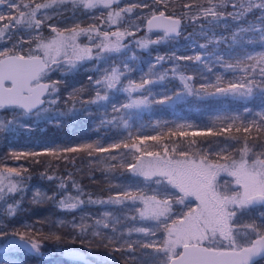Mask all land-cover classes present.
<instances>
[{
  "label": "trees",
  "instance_id": "trees-1",
  "mask_svg": "<svg viewBox=\"0 0 264 264\" xmlns=\"http://www.w3.org/2000/svg\"><path fill=\"white\" fill-rule=\"evenodd\" d=\"M35 2L41 3L44 0H35ZM122 3H125L126 8L132 7V11L122 13L116 23L108 19V13L111 10L118 11L120 5L113 4L112 9L104 8L92 18L84 15L85 9L74 7L70 3L62 5L66 10L60 5L50 9V12H56L46 22L53 23L58 28H63L65 24L73 28L94 27L101 33L118 30L124 32L121 44L126 47L122 49L130 47L142 59L140 67L133 66L130 79L137 81L141 72H147L149 78L162 74L164 79L154 87L160 99L164 95H171L173 91L184 90V84L179 78L181 75L191 77L189 84L197 91L202 84H216L217 77L220 78L221 86L229 81H238L244 74L225 65L236 63L237 58L243 56L245 52L255 54L264 51L257 32L241 34L245 37V41L251 39L252 43L233 44L231 33L237 27L234 21L229 20L227 25L221 21L215 28L210 29V25L202 18L190 19L196 16L201 6H209L207 0H122L121 5ZM160 11L181 17L184 22L183 32L178 39L168 38L160 43L151 42L141 47L138 42L144 40L143 36L158 39L161 37L160 33H146L144 28L136 32L129 31L128 19L143 20L146 16ZM227 11L232 9L229 7ZM12 15H17L15 10H12ZM259 15V10H254L240 21V24L245 28L253 25L260 28L262 25L258 19ZM48 23L44 22L39 31L47 34ZM5 37H8L7 32ZM93 37V40L82 39L83 44L92 49L91 59L76 62L74 68L65 66L59 72L52 73L51 79L59 81L57 85L59 91L48 97L50 100L56 99L50 110L40 117L29 114L30 118L23 124L17 123L7 131H0V167L6 165L20 168L24 178L19 182L20 190L6 196L7 201L3 205L4 211L0 218L2 223L0 230L9 233L19 231L38 234L36 238L42 241L39 255L22 250L11 252L10 255L16 260V264H96L91 258L88 259L87 255L85 258L88 260H72L66 256V249L80 250L84 254L91 252L110 255L115 258L106 264H136L138 258L130 259L127 251L118 252L115 248L121 245L126 247L128 243H132L133 253L137 252L139 256L144 255L148 250L139 247V243L145 240L141 239V233L134 229L141 226L142 220L133 213L134 211L132 212L130 201L122 204L108 203L107 207L106 203L89 202L109 201L125 190L134 193L145 187H157L150 180L135 176L127 168L129 163H135L134 154H138L135 153V149L127 150L121 147L105 152L92 151L91 154L84 150L67 152L64 149L71 147L80 149L85 144L110 148L111 144L118 143L131 134L133 139L128 142L137 143L144 151L159 152L163 155V145H167L170 155H173L171 149L175 147L177 153L180 150L189 151L190 155L196 152L207 153L209 159H214V152L220 150L221 143H228V147H224L225 154L237 156L238 149L243 146V140L228 139L230 136H248V144L255 145V151H259L260 145L264 144V133L256 132L255 129L250 133H237L236 125L220 135H201L207 133L209 129L212 132H221L230 122L229 118L233 116H239L245 123L255 120L257 125H260V113H264L260 110L262 108L264 110V104L255 91L254 99L243 101L233 100L230 95L227 97L207 94L202 97L188 95L181 100L178 109L156 105L149 111L136 109L135 113L119 106L118 102L123 95L116 94V99L91 103L90 101L96 100L93 81L100 79L106 71L109 72L110 67L116 65L115 60L119 57L117 53L109 55L105 52L97 58L98 54L94 52L102 37L95 31ZM223 37L229 40L222 39ZM188 38L192 40L193 45H187ZM21 39L25 42L29 40L28 31L14 29L10 37L11 42ZM216 41L220 42L217 44ZM200 45H206V53L202 51L203 47ZM28 50L29 46L25 53ZM196 55H201L205 63L179 59V57ZM124 57L122 55L120 59L123 60ZM160 57L163 59H158ZM218 57H223V60ZM89 77H92V81L88 79ZM255 79L259 83L258 75ZM208 91L213 92L214 89L210 87ZM114 106L117 111L113 110ZM245 107L249 111L246 112ZM0 113L5 121L13 118L11 112L0 111ZM129 120L130 124L125 127V121ZM181 124L190 125L183 129L188 135L175 134L177 126ZM169 132L173 134L169 135ZM137 135L141 136L140 141L135 140ZM143 136H156L159 140H143ZM191 140H195L196 143L190 144ZM10 149L41 154L22 156L14 160L9 155H5ZM48 149L57 150V154L48 155L46 151ZM113 155L116 156L115 160L111 158ZM54 173L65 181V187L58 186V181L46 180L48 174ZM36 194H42L43 198H36ZM68 197L73 199L69 201ZM120 198L123 199L122 196ZM77 199L83 203L78 204L75 209H68L60 204L61 200L65 203H75ZM8 205L13 206L14 215L7 214ZM105 210L110 214L108 228L112 229L96 230V221L104 218ZM59 217L65 221L57 222ZM82 224L86 228L81 234ZM112 231L114 233L110 235L109 232ZM49 234H58L62 240L57 242L43 239L44 235Z\"/></svg>",
  "mask_w": 264,
  "mask_h": 264
},
{
  "label": "snow or ice",
  "instance_id": "snow-or-ice-1",
  "mask_svg": "<svg viewBox=\"0 0 264 264\" xmlns=\"http://www.w3.org/2000/svg\"><path fill=\"white\" fill-rule=\"evenodd\" d=\"M66 3L85 10L112 9V5H118L119 0H44L41 3L29 0L27 4L17 3L16 0H0V5H6L8 9L7 13L0 11V22H3L0 24V37H4L7 32L10 38L13 30L19 28L22 31L27 30L29 38L27 53L22 50L25 42L23 39L19 41V44L14 43L12 48L0 50V111L11 112L13 117L7 121L0 120V131H7L15 126L22 115L31 114L40 117L50 110L56 99L50 100L48 97L59 91L57 87L59 81L52 80L51 74L59 72L65 66L74 68L76 62L92 58L90 47H81L76 43L78 35L95 31L102 37L100 43L96 45L97 58L105 52L119 53L122 47H126L121 44L124 32L104 31L101 33L98 28L94 27L79 28V30L74 27L66 30L69 35H65L64 32L50 26L53 35L50 38H43L39 29L50 17L42 10L54 9ZM207 3L208 7L201 6L196 16L190 19L202 18L210 25V29L215 28L221 21L225 25L229 20L234 21L237 27L231 33L233 44L252 43L251 39L245 41V37L241 34L257 32L259 43L264 48V0H216V2L207 0ZM229 7L232 11H227ZM13 9L17 13L15 16L12 15ZM254 10H259L258 19L262 26L256 28L253 25L245 28L240 21H243ZM131 11L132 7L120 8L119 11L111 10L108 13V19L116 23L122 13ZM147 29L149 32L153 29L163 30L161 39L154 41L160 43L161 40L180 35L181 20L166 16L161 11L158 15L153 14L150 19H147ZM222 39L227 40L228 38L223 37ZM138 43L141 47L147 44L144 41ZM32 44L35 46L33 47ZM18 47L20 50H17ZM200 47H206V45H200ZM218 58L223 60V57ZM179 59L205 63L201 55L179 57ZM250 61L252 63H249ZM225 66L239 70L244 76L238 81H229L224 86H221L220 78L217 77L216 84H202L197 91L189 84L191 77L181 75L179 78L184 84L183 91H173L171 95H164L161 99L151 101L145 96L121 105V107L124 109L139 108L150 103L164 105L182 100L188 95L201 97L204 94L222 97L231 95L247 99L253 97L254 91L258 93L261 103L264 104V51L255 54L245 52L243 56L237 58L236 63H228ZM123 75L121 69L112 67L110 72L106 71L103 79H97L93 83L101 85L106 90H111L121 83ZM257 75L260 77L259 83L255 79ZM249 76L251 78H247ZM88 79L92 81V77ZM160 79L164 77L161 76ZM151 83L153 81L147 79H142L139 84L129 81L128 86L123 90L138 91ZM210 87L214 89L213 92L208 91ZM108 99L107 94L101 95V92L97 90L96 100L90 102L95 103ZM113 110L118 109L114 106ZM244 110L249 111L247 107ZM260 116V125H257L255 120L245 123L239 116H233L229 118L230 122L221 132H212L209 129L207 133H201V135H220L223 131H230L234 125H236L237 133H250L253 129L264 133V113H260ZM127 126V121H125V127ZM187 127L190 125H178L175 134L188 135L183 131ZM172 134L169 132V135ZM132 139L133 137L129 134L124 140L111 144L110 148L85 144L80 149L71 147L64 151L84 150L91 154L92 151L105 152L123 147L127 150L135 149V153H138L134 154L135 163H129L127 168L135 176L143 177L156 185L154 194L137 196L132 191L125 190L116 198H110L109 201L89 202L122 204L125 201L135 203L139 200L142 203V207L138 209L140 218L155 222L151 227L134 229L147 237L155 238L139 243L140 248L152 249L151 253H146L150 259H145L143 264H257V258L264 260V212L258 217L259 223L252 220L251 223L242 224L238 219V213L244 215L257 206L264 207V144L260 145L259 151H255L256 146L248 144V136H230L228 139L243 140V146L238 149L237 156L225 154L226 150L221 148L214 152V159H209L207 153L196 152L190 155L186 150H180L177 153L175 147L171 149L173 155H170L167 145H163V155L159 152L144 151L137 143L128 142ZM142 139L158 141L159 137L143 136ZM135 140L140 141L141 136L137 135ZM189 143L195 144L196 141L191 140ZM46 151L51 156L57 154L55 149ZM40 154L11 151L9 156L19 159L22 156ZM111 158L115 160L116 156L113 155ZM22 179L24 178L20 168L6 165L0 167V201H5L6 196L20 190L18 185ZM48 179L53 178L48 177ZM63 187L64 185L61 184V188ZM121 196L123 199L120 198ZM67 199L70 201L73 198L68 197ZM82 203L83 201L78 199L75 203L60 201L61 206L68 209H75L78 204ZM193 203L195 206H192ZM174 204L184 207L174 212ZM7 214L14 215L12 205L7 206ZM109 215L105 213L106 217ZM101 223L100 220L96 221L97 225ZM103 227L108 228L109 224L104 223ZM85 228L86 226L82 224L81 234ZM158 231L161 232L159 237H157ZM36 235L38 234L19 231L9 233L0 230V239L8 238L6 244L0 248V264H16V260L10 255L14 251L27 249L38 255L41 254L42 241L37 239ZM43 239L59 242L62 237L58 234H49L44 235ZM133 247L132 243H128L126 247L121 245L115 248V251H127L130 254L129 258L135 260ZM136 264H141V262L137 260Z\"/></svg>",
  "mask_w": 264,
  "mask_h": 264
},
{
  "label": "rangeland",
  "instance_id": "rangeland-1",
  "mask_svg": "<svg viewBox=\"0 0 264 264\" xmlns=\"http://www.w3.org/2000/svg\"><path fill=\"white\" fill-rule=\"evenodd\" d=\"M16 2H17V3H24V4L29 3L28 0H25V1H23V0H16ZM66 4H67V3H66ZM64 5H65V4H64ZM60 6H62V5H60ZM120 8H126L125 3H122V5H120V6L118 7V11H119ZM62 9L66 10L65 7H63V6H62ZM102 9H104V8H96V9L86 10V12L84 13V15L86 14V15H89V16H91L92 18H94V16H96V14H97L100 10H102ZM13 10H15V9H13ZM49 10H50V9L42 10V11L46 12L47 16L50 17L49 19H51V18L55 15L54 13H55L56 11L52 13V12H50ZM0 11H3V12H5V13H7V12H8L7 6H6V5H0ZM160 12H161V11H160ZM163 12H164V11H163ZM150 16H151V15H150ZM148 17H149V16H146L143 20H141L140 18L133 19L132 21H131V19H128V25H127L128 30H129V31H134V32H136V31H138V30L144 28V27H145V22H146V20H147ZM47 20H48V19L45 20V23H48V22H46ZM43 24H44V23H43ZM43 24H42V25H43ZM42 25H41V26H42ZM47 25H48V26H47V29H48V31H49L47 34H46V32H45V34H44V33H42L41 31H39L40 34H41V36L45 35V36H43V38H50V37L53 35V33L51 32V27H55V28H57L58 30L64 32L65 35H69V32L66 31V30H71V29L73 28V27H69V26L67 27V26H65V24H64L63 28H58L57 26H54L53 23H48ZM50 26H51V27H50ZM79 28H82V27H78L77 30H79ZM17 30H19V28H17ZM26 31H27V30H26ZM118 31H121V30H118ZM93 34H94V31H90V32H88L87 34H83V33H82V34L78 35L77 38H76V43H77L78 45H80L81 47H85V44H83V41H84V40H82V39H83V38H86V39H89V40H93V39H94ZM33 35H35V34H33ZM160 36L162 37L163 34L160 33ZM161 37L158 38V39H153V38L150 37V36H143V39H144L143 41H144V42H147V44H146V46H147V45H149L151 42H154V41L160 40ZM188 40H189V41H187V45H188V46L193 45L192 40L189 39V38H188ZM228 40H229V39H228ZM161 41H162V40H161ZM14 43H15V44H19V41L16 40V41H12V42H11V40H10L9 37H5V36H4V37H0V50H5V49H8V48H12V46H13ZM28 44H29V40H28V41L26 40V42H24V44H23V46H22V50H23L24 53H25V51H26V48L29 46ZM26 45H27V46H26ZM32 46L34 47L35 45L32 44ZM180 47H181V49H182V45H180ZM17 50H20V48L18 47ZM202 51L206 53V47H203V48H202ZM94 53H95V54H98V49L95 50ZM111 54H115V53H109V55H111ZM117 54L119 55V57L117 58V60H115L116 65H114L113 67H116V68L121 69V71L124 73V75L121 76V83H120L119 85H117L116 88L111 89V90H106V89H104L101 85H95V84H94V86H93V90H94V94H95V96H96V91H97V90H99V91L101 92V95H105V94H107L108 97H109V99H111V98L116 99V98H115L116 94H118V95H123L122 98H120V100H119V102H118V103H120L119 106L124 105V104H127V103H130L132 100L140 99V98H143V97H145V96L149 99V101H151L152 99H157V100L160 99V98L158 97L157 91L154 89V87L160 83V80H162V79H160V77L163 76V75L160 74V75H158V76L155 77V78H149L147 72H144V73L141 72V74L138 75V80H137V81H135V80H131L130 78H131V74H132V71H133V66L135 65V66H137V67H140V65H141V63H142L141 56H139L135 51L131 50L130 47H127V48H125V49H121V52H119V53H117ZM122 55L125 56L123 60L120 59V57H121ZM122 64H123V66H121ZM125 64H127V68H125ZM111 68H112V67H110V69H111ZM138 69H139V68H138ZM109 72H110V71H109ZM104 75H105V74H103V76H104ZM103 76H102L100 79H103ZM51 77H52V74H51ZM142 79L151 80V81H153V83H151V84H146L144 89H142V90H138V91H124V90H123L124 88H126V87L128 86L129 81H132V82H135V83L139 84V83L142 81ZM149 90H150V91H149ZM124 96H125V97H124ZM230 97L233 98V100L243 101V100H248V99H254V98H255V94L253 95V97H251V98H247V99H243V98H239V97H232L231 95H230ZM109 99H108V100H109ZM103 101H107V100H103ZM103 101H100V102H103ZM180 102H181V100H178V101H174V102H171V103H169V104H164V105H160V106H161V107H167V108H170V109H178V108L180 107ZM156 105H159V104H151V103H150V104L147 105V106H141V107H139V108H131V109H128V112L131 111V113H135L136 109H142V110H148V111H149V110H151V109H152L154 106H156ZM260 111H261V112L264 111L263 108H262ZM42 115H45V113H43ZM29 118H30L29 115H22V116L19 117L17 123H19V124H23L24 121H25L26 119H29ZM0 120H4V119H3V116H2L1 113H0ZM137 120H139V119H137ZM140 121H141V120H140ZM141 123H142V121H141ZM124 124H125V123H124ZM129 124H130V120L127 121V125H129ZM224 147H228V143H225V144H222V143H221V145H220V149H221V148L224 149ZM11 151H18V152H21V151L16 150V149H10V150H8V151L6 152L5 155H9V153H10ZM9 157H10V156H9ZM10 158H11V157H10ZM14 160H16V159H14ZM48 177H52L53 179H51V180H53V181H55V182L58 181V182H57V185H58V186H61V184H63L64 187L66 186L65 181H62V180L60 179V175L55 174V173H54V174H48V175L46 176V180H50V179H48ZM221 179L223 180L224 177L222 176ZM228 179H231V178H228ZM155 186H156V185H155ZM155 189H156V187H145L144 189H139L137 192L134 191V194H136L137 196H141V195H144V196H147V195H153ZM35 197L38 198V199H42V198H43V195H42V194H38V195L36 194ZM158 198H159V197H158ZM5 201H7V198H6V197H5ZM5 201H0V218H2V213H3V211H4V210H3V208H4L3 205H5ZM130 202H131V201H130ZM107 204H108V203H106L105 206H106ZM131 204H132V205H131L132 212L134 211L133 213L136 214V215L140 218V216H139V212H138V209H139L140 207H142V203H141L139 200H137L135 203L131 202ZM192 206H195L194 203H193ZM106 207H107V206H106ZM183 207H184L183 205H176V204H174V206H173V211H174V212L179 211V210L183 209ZM15 208H16V206H15ZM262 212H264V207L257 206L255 209L250 210L248 213H245L244 215H241L240 213H238V219L240 220V222H241L242 224H243V223H251L252 220H255L257 223H259L260 221H259L258 217H259L260 213H262ZM105 213H108V212L105 210V212H104V218H103L102 220H100V221H102V223H101L100 225H95V227H97L96 230H98V229H106V228L103 227V224H104V223L109 224V222H110V218H109V216H110V215L106 217V216H105ZM0 220H1V219H0ZM141 220H142V222H141V224H140V225H141L140 227H151V226L155 223L154 221H148V220H143V219H141ZM62 221L64 222L65 220H63V219L60 218V217L57 218V222L61 223ZM66 222H67V221H66ZM0 224H1V226H2L1 221H0ZM112 224H113V222H112ZM112 224H111V226H112ZM109 226H110V224H109ZM107 229H112V228L110 227V228H107ZM113 233H114L113 231H112V232H109L110 235H113ZM120 235H121V234L119 233V236H120ZM160 235H161V232L158 231V232H157V237H159ZM7 239H8L7 237L4 238V239H0V248H2V247L6 244ZM141 239H144L145 241H147L148 239H155V238H154V237H147V236H145L143 233H141ZM22 251H25V250H22ZM65 251H67V252H65V253H68V251H69V253H70V252H72V253H82V252H80V250H73V249H66ZM25 252H27V251H25ZM151 252H152V249H148V250H146V251L144 252V255L139 256L137 252H135V253H133V254H134V256H135L136 258L139 259V261H140L141 263H143V261H144L145 259H150V257H147V256H146V253H151ZM34 253H35V252H34ZM85 255H87V258H88V259L91 258V259H92V262H93V263H96V264H106L108 261H113V260H115V258H114L113 256H110V255H100V254H98V253H91V252H90L89 254L86 253ZM87 258H85V259H87ZM85 259H84V260H85ZM88 259H87V260H88ZM257 264H264V260H259V261L257 262Z\"/></svg>",
  "mask_w": 264,
  "mask_h": 264
},
{
  "label": "water",
  "instance_id": "water-1",
  "mask_svg": "<svg viewBox=\"0 0 264 264\" xmlns=\"http://www.w3.org/2000/svg\"><path fill=\"white\" fill-rule=\"evenodd\" d=\"M120 1V0H119ZM154 14H159V13H154ZM153 15V14H152ZM151 15V16H152ZM166 16H172V15H168V14H165ZM151 16H149L147 19H150L151 18ZM172 17H174V18H177V19H180L181 20V29H180V35H181V33L183 32V27H184V22H183V19L181 18V17H178V16H172ZM145 29H146V31H148V29H147V20H146V22H145ZM149 32V31H148ZM151 33H162L163 34V30L162 29H153L152 31H151ZM180 35L179 36H176L175 38H173V39H178L179 37H180ZM16 239H18V237H16ZM25 251H27L28 253H34V252H30L29 250H27V249H24ZM66 256L68 257V258H70V259H72V260H84L85 259V254L84 253H72V252H68L67 254H66ZM260 260V258H257V262Z\"/></svg>",
  "mask_w": 264,
  "mask_h": 264
},
{
  "label": "bare ground",
  "instance_id": "bare-ground-1",
  "mask_svg": "<svg viewBox=\"0 0 264 264\" xmlns=\"http://www.w3.org/2000/svg\"><path fill=\"white\" fill-rule=\"evenodd\" d=\"M121 1H122V0L119 1V4H118V5H121ZM114 5H117V4H114ZM165 14H166V13H165ZM168 15H169V14H168ZM172 16H173V15H172ZM144 30H145L146 33H151V32L146 31L145 27H144ZM68 252H69V251H68Z\"/></svg>",
  "mask_w": 264,
  "mask_h": 264
}]
</instances>
